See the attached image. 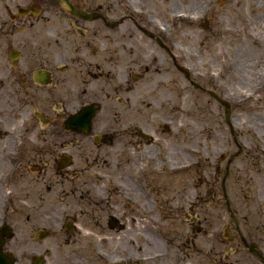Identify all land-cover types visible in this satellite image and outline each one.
I'll use <instances>...</instances> for the list:
<instances>
[{
  "label": "flooded vegetation",
  "instance_id": "flooded-vegetation-1",
  "mask_svg": "<svg viewBox=\"0 0 264 264\" xmlns=\"http://www.w3.org/2000/svg\"><path fill=\"white\" fill-rule=\"evenodd\" d=\"M199 1L0 0V264H235V239L264 264L233 194L264 150L241 138L264 110L248 102L264 89V0ZM208 13L227 35L241 20L246 47L239 60L215 49L210 86L185 57L187 23L205 27ZM234 60L254 79L238 94ZM186 83L213 99L206 135L224 128L215 176L190 144ZM217 182L236 233L227 222L226 249L203 228L218 201L199 189Z\"/></svg>",
  "mask_w": 264,
  "mask_h": 264
},
{
  "label": "rangeland",
  "instance_id": "rangeland-1",
  "mask_svg": "<svg viewBox=\"0 0 264 264\" xmlns=\"http://www.w3.org/2000/svg\"><path fill=\"white\" fill-rule=\"evenodd\" d=\"M196 1L198 4L200 3L199 0ZM224 12L226 15H229L228 11ZM205 16L207 17L205 27L194 21L192 23H187L185 57L186 65L192 79L199 81L202 85L210 86V83L212 82V80H214L213 77L211 78L210 73V71L216 66V64L213 63L216 60L214 58L219 57L220 55L218 53H215V49H218V47L221 46L226 47L228 45L227 49L232 50L233 57H235L236 60H239L240 53L245 52L246 47L241 40V35L243 32V23L241 20L239 21L233 18L232 22L239 23L240 26L235 32H231V35H227L228 31L226 29H220L214 23L213 15L211 16V14L208 13ZM214 33L215 37L213 35ZM216 33L218 34V36H216ZM232 34H234V36ZM245 59H247V57ZM245 59L244 61H246ZM258 61L260 64L264 63L262 59H259ZM258 61L256 63H258ZM242 63L241 61L237 62L234 60V67L232 68L233 73L231 75L233 77V81L231 85L236 84V87L233 88L234 91H236V94H238V85L247 86L249 82L254 80L251 78L246 82L243 81V67L240 68L236 66L241 65ZM186 87L188 115H186L185 120L188 122L187 133L192 134V141L190 142V144H195L194 140L195 136H197L201 145L200 156L203 165V172L204 174L215 176L213 173V165L215 163L212 160V157L214 158L213 154L216 153V151H214V147L215 149H218L217 151L220 152L221 147L225 145V137L222 135L225 133L224 128L223 125L219 126L222 130V133L217 142L206 135L204 131V126L206 125V123L208 125V129L212 127V116L210 113L211 110L206 109L208 105L212 108L211 103L208 104L209 96L205 93H201L197 89H194L190 83H186ZM212 100L213 99H211V101ZM248 102L251 103V105L249 106L252 107H256L259 102H261L264 106V89L262 88L261 90L255 92L254 97ZM251 112L253 113L258 111ZM257 114L260 116H257V119L255 120V115H252L249 119L247 118L249 120V123L247 125L250 130L248 133H245V135L241 137L243 140H245L247 151L254 143H257V141L264 144V110L262 112L259 111ZM199 118L203 119L201 120ZM207 120L209 121V123ZM250 160L253 159L251 158ZM261 161H259L260 164H257L258 167H260L259 170L256 172L251 171L255 179L246 183L245 185H241L240 181H236L233 188L234 209L239 219L240 229L243 231V234L248 240L253 239L256 241V243H259V241L264 243V150ZM247 170L248 165L245 169V172L243 173L245 177L248 173ZM249 170H253L251 166ZM216 186L217 191L215 189L213 190L210 187L206 188L205 184L202 185V189H199V191H201L202 193V197H205L206 191L208 190V197L216 198V200L218 201L217 205L213 206V204L215 203H212L211 200H208L207 203L210 204L208 206L210 213L217 216L218 219H212L211 222L204 220L205 224L203 228L208 230L214 229L218 231L220 235L218 246L220 248L226 249L232 243L226 240L227 236L225 234V231H223L224 226L227 222H229L232 233L236 234L234 230L235 226L231 221L225 207L222 206L223 202L221 189L218 182ZM187 190L189 192L191 188L188 186ZM233 243L236 249V252L233 253L235 264H260L254 256L248 254L245 248H241V244L237 239H235ZM158 244V240L156 239V246Z\"/></svg>",
  "mask_w": 264,
  "mask_h": 264
},
{
  "label": "water",
  "instance_id": "water-1",
  "mask_svg": "<svg viewBox=\"0 0 264 264\" xmlns=\"http://www.w3.org/2000/svg\"><path fill=\"white\" fill-rule=\"evenodd\" d=\"M248 248L250 251H256L257 253H259L258 250L256 248H254L253 244H249ZM262 260L264 261V258H262Z\"/></svg>",
  "mask_w": 264,
  "mask_h": 264
}]
</instances>
